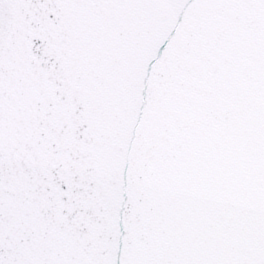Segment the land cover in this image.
<instances>
[{
  "label": "snow or ice",
  "instance_id": "obj_1",
  "mask_svg": "<svg viewBox=\"0 0 264 264\" xmlns=\"http://www.w3.org/2000/svg\"><path fill=\"white\" fill-rule=\"evenodd\" d=\"M0 264H264V0H0Z\"/></svg>",
  "mask_w": 264,
  "mask_h": 264
}]
</instances>
